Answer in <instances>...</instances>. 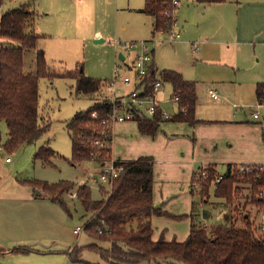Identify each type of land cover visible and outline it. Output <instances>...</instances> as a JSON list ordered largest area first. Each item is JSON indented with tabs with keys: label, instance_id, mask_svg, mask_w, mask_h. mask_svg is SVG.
Here are the masks:
<instances>
[{
	"label": "trees",
	"instance_id": "obj_1",
	"mask_svg": "<svg viewBox=\"0 0 264 264\" xmlns=\"http://www.w3.org/2000/svg\"><path fill=\"white\" fill-rule=\"evenodd\" d=\"M202 4H218L227 0H194ZM3 0H0V8ZM166 6L162 0H145L142 12L151 17L152 35L166 30L168 20L164 16ZM34 12L26 6H21L0 16V38L16 43V47H0V121L7 127V141L3 145L6 150L14 151L22 145L33 143L48 129L39 121L38 116V79L46 75L44 53L37 50V70L35 74H25L24 52L36 48V42L41 37L32 27ZM153 65L147 76V84L154 82L157 77L172 86L173 93L180 98L179 106L185 107L186 114L178 113L172 120L194 124L196 106V84L184 80L180 74L171 70H163L157 75ZM77 93L91 96L102 91L107 84L100 79L86 77L79 73L74 77ZM256 100L264 102V83L256 86ZM110 99H96L87 110L76 113L66 123V129L71 139L72 165L90 161L95 157L96 162H103L110 148L100 149L94 145L95 140L103 141L100 131L102 121L111 113ZM96 113V118L92 116ZM159 112L151 118L138 115L135 120L141 134L154 136L161 122ZM264 140V132H263ZM1 141V136H0ZM112 141V134L110 143ZM54 156L50 147H41L35 154V160L49 163ZM153 163L151 157H140L136 160L121 161V173L113 180L109 192L101 188L103 194L100 200H93L90 188L86 185L76 187V199L84 211L92 216L83 230L88 236L100 242L109 244L107 249L89 244L74 246L67 251L69 259L80 262L79 256L83 249L93 250L100 254L104 264H137L154 261L158 264H264V239L257 236V229L252 224L250 207H256V216L264 207V201L258 200L255 194L264 187V171L253 172L241 176H232L233 167L228 165L227 172L216 182L217 174L211 167L200 168L191 179L190 191L198 188L200 204L207 203L209 187L214 183V195L228 210L223 220L210 226L199 221V208L193 203L190 214L170 216L153 205ZM236 167L235 173L238 174ZM204 172V175L202 174ZM201 177V178H200ZM34 190L43 193L52 202L66 208L63 194L74 189V184L61 181L48 185L39 182H24ZM237 184H248L251 194L249 201L239 199ZM237 188V189H236ZM249 189V188H245ZM245 201L244 203L241 201ZM236 204L234 205V203ZM232 207V212L231 208ZM153 216L190 218L191 225L187 238L183 242L176 240L165 241L163 237L152 239ZM109 233H98L97 228L103 226ZM105 229V231H107ZM29 247L16 248L11 253H28Z\"/></svg>",
	"mask_w": 264,
	"mask_h": 264
},
{
	"label": "rangeland",
	"instance_id": "obj_2",
	"mask_svg": "<svg viewBox=\"0 0 264 264\" xmlns=\"http://www.w3.org/2000/svg\"><path fill=\"white\" fill-rule=\"evenodd\" d=\"M189 1L180 0L175 10V17L179 9L185 10L187 8ZM144 2L145 0H3L0 8V16L21 6H26L29 11L34 12L32 29L41 37L36 42V48L24 52L23 71L25 74H35L37 50L44 53L46 75L38 79L37 106L39 121L48 125L45 133L33 143L9 151L3 146L7 141V127L3 121H0V173L3 180H8V190L12 194L11 196L16 197L14 199L24 197L27 190H30V188L23 186H28L24 182L53 185L66 181L74 184V189L62 196L66 208L54 203L56 205L54 208L59 213L54 212L53 207L49 210L41 204L35 208L36 210H48L51 229L56 232L59 231L55 239L70 246L77 244L80 247L91 243L100 248H105L104 244L88 236L84 230L79 238L72 234V230L76 226H85L92 217L84 211L80 202L71 196V193L76 191L77 186L86 184L90 188L93 200H100L103 194L97 187L94 178L98 169L96 163L84 161L72 165L69 162L71 139L66 129V123L76 113L89 109L97 98L102 99L107 97L106 95L109 97L110 94L106 90L107 84L102 91L93 97L78 94L74 77L81 72L86 77L100 79L105 83L110 82L114 77L116 62L114 56L116 57V52L119 51L114 40L123 43L145 41L152 52L153 64L155 63L158 70L179 69L186 79L198 82V110L205 116L215 113L234 114L245 120L264 124V106L257 105L256 91L254 92L253 88L248 89L242 85L225 84L224 81L228 80L224 77L226 74L218 69L220 66L226 65L223 60L219 62L210 58L203 60L199 56L196 58L187 44L181 43L182 46H180L176 43L181 40L175 43H167L165 35L156 34L154 37L151 35L153 30L152 19L138 11L144 7ZM179 25L180 22H178L180 31ZM16 46H18L16 43L0 38V47ZM211 60L216 62H209ZM159 74L157 75L159 76ZM163 85L172 96L170 85ZM216 87L221 88L220 93L226 96L231 103L236 104L237 108H232L231 103L224 105L208 103L207 91ZM118 88L121 93L129 89L128 86L121 83L118 84ZM171 96L167 98L169 99ZM167 110L171 116L175 115V109L172 106ZM253 112L260 115L258 120L252 119ZM41 147H50L54 151V156L49 159V163L34 159V154ZM236 167L232 169V176L239 177L241 176L239 172L234 175ZM225 171L226 167H220L217 173L222 176ZM8 175H11L12 178L8 179ZM236 186H238L237 191L240 194L234 196V199L240 197L239 199L243 198L249 201L254 197L248 184H237ZM246 187L249 189H245ZM103 188L106 192L110 190L107 186H103ZM208 192V203L200 204L199 190L198 188L195 189L194 195L191 197L190 211H192V202L200 208L201 213L202 210L209 211L210 216L205 221L210 226L222 221L224 214L229 209L225 208L221 199L215 197L214 183L209 187ZM241 202L244 203L245 201ZM21 203L20 200H15L10 202V205L18 206ZM230 209L232 212V207ZM255 210H257L256 207H250L252 224L257 229V236L264 239V229L260 227L259 215L256 216ZM39 214L42 212L39 211ZM46 221L49 225L48 218ZM5 226V221H2L0 217V233L6 231ZM189 226V219H173L172 217H164L155 224L157 229L164 231L165 238L168 237L171 241L172 239L178 241L182 238L185 240L188 236ZM38 230L42 231L41 234H48L50 231L46 225L39 226ZM41 245L43 246V244ZM42 246H37V249H44ZM21 247L25 246L15 244L0 246V264H104L98 252L88 249H83L81 252L80 262L71 260H67V262L63 258H56V256L45 258L42 255H32L31 252L11 253L12 250ZM4 250L9 252L5 253ZM66 253L67 251H65ZM137 264L158 263L151 261Z\"/></svg>",
	"mask_w": 264,
	"mask_h": 264
},
{
	"label": "crops",
	"instance_id": "obj_3",
	"mask_svg": "<svg viewBox=\"0 0 264 264\" xmlns=\"http://www.w3.org/2000/svg\"><path fill=\"white\" fill-rule=\"evenodd\" d=\"M142 9L143 7L138 11L143 13ZM176 18L180 22L181 33L179 39L181 41L176 43L180 46L184 43L188 47L190 42L200 41V50L193 53L194 57L199 56L203 60L210 58L219 62L223 60L226 65L218 66V69L226 74L224 77L228 80L224 81L225 84L242 85L248 89L253 88L255 92L256 86L264 83V0H227L218 4H202L190 0L185 10L179 9L176 12ZM115 58L114 56V60ZM153 65L155 66V63ZM176 70L171 71L177 72L184 80L190 81L184 77L182 71ZM161 71L157 69V73ZM193 82L196 84L197 96L198 82ZM163 84L169 83L163 82ZM170 87L173 93L172 86ZM209 90L215 91L219 98L212 100ZM209 90L206 95L208 103L220 105L231 103L220 93L221 88ZM169 96H171L170 92L162 87L158 94L162 106L165 109L171 106L175 109L173 104L167 102ZM256 103L260 107L264 106V103L259 104L257 100ZM231 104L232 108H237L236 104ZM259 117L260 115L252 119L258 120ZM194 118L196 121L194 124L172 119L162 121L154 136L141 134L136 121L121 122L115 124L112 129V141L109 148L113 157L121 161L136 160L140 157L153 158V205L170 216L191 213V197L193 196L190 191L191 179L198 169L211 167L218 176H221L217 173L220 167H226V173L228 165H264V124L245 120L234 114L215 113L205 116L198 110V96ZM97 174L98 169L94 176L97 187L100 190L104 189L97 181ZM11 178L12 176L8 175V179ZM7 183L8 180H3L0 173V217L6 225V231L0 233V246L23 245L32 249V255H42L45 258L56 256L65 261L70 260L65 251L79 245L70 246L55 239L59 231L51 229L47 210L53 207V211L59 213L54 208L55 202H50L42 192L39 191L36 194L32 187L23 184L30 190H27L24 197L14 199L16 197L9 193ZM15 200H20L22 203L18 206L10 205V202ZM39 204L45 205L47 209L36 210ZM39 211L42 214H39ZM201 214L199 208L197 218L207 225ZM164 217L170 218L167 216L151 218L153 240L163 237L165 241H171L170 238H165L164 231L155 227V224ZM175 217L172 218L177 219ZM186 219H189L191 225L190 218ZM41 225L49 227L48 234H41L42 231L38 230ZM75 228L72 234L79 238L84 226L78 234H74ZM183 240L182 238L178 241ZM101 243L104 244V249L109 247L108 243ZM39 245L44 249H37Z\"/></svg>",
	"mask_w": 264,
	"mask_h": 264
},
{
	"label": "built area",
	"instance_id": "obj_4",
	"mask_svg": "<svg viewBox=\"0 0 264 264\" xmlns=\"http://www.w3.org/2000/svg\"><path fill=\"white\" fill-rule=\"evenodd\" d=\"M163 5L166 6L164 12L165 18L168 20L166 23V30L160 31L158 34L166 36L167 43H175L179 41L181 33L178 29V22L175 19V10L178 7L180 0H162ZM115 46L118 48L116 56V63L114 66V77L110 82H107L106 90L109 92V99L111 102V113L107 119L102 121L103 129L100 131L103 141L98 139L94 141V145L100 149L109 148L110 138L112 134L113 126L117 123L134 121L138 115L142 118H153L156 113L159 112L162 121L171 120L174 116H171L168 111L162 106L158 94L163 87V81L157 77V79L147 84V76L151 67L153 66L152 52L149 49L148 43L141 41L135 42H119L114 40ZM201 42L192 41L189 43V47L192 53H197L200 50ZM121 57L123 58H119ZM121 83L128 86L126 92L121 93L118 84ZM209 96L212 100H217L218 94L215 91L209 90ZM180 98L177 94L172 93V96L167 100L170 104L175 106V115L178 113L186 114L185 107L179 106ZM92 116L96 118V113ZM253 118H257L258 114L253 113ZM90 162L96 163L98 166L97 181L101 186H107L109 189L112 187L113 180L122 171L120 165L121 160L108 154L103 162H96L95 157ZM237 171L240 174L246 175L253 172L264 171V165L255 166H239ZM204 175V172H202ZM221 177L216 179V182H220ZM110 191V190H109ZM73 197H77L76 193H72ZM258 200L264 201V187L259 188L255 194ZM260 227L264 229V207L259 213ZM104 225L97 228V232L109 233ZM82 230V227L78 226L74 230V234H78Z\"/></svg>",
	"mask_w": 264,
	"mask_h": 264
},
{
	"label": "water",
	"instance_id": "obj_5",
	"mask_svg": "<svg viewBox=\"0 0 264 264\" xmlns=\"http://www.w3.org/2000/svg\"><path fill=\"white\" fill-rule=\"evenodd\" d=\"M119 56H120V57H119L120 59L123 58V57H121V55H119ZM35 192H36V194L39 193L38 190H35ZM209 215H210V212H209V211H207V210H203V212H202V218H203V219H206Z\"/></svg>",
	"mask_w": 264,
	"mask_h": 264
}]
</instances>
